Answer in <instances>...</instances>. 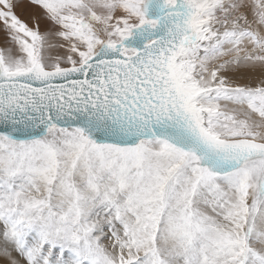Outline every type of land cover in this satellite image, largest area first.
I'll return each mask as SVG.
<instances>
[{
  "label": "snow or ice",
  "instance_id": "snow-or-ice-1",
  "mask_svg": "<svg viewBox=\"0 0 264 264\" xmlns=\"http://www.w3.org/2000/svg\"><path fill=\"white\" fill-rule=\"evenodd\" d=\"M0 264H264V0H0Z\"/></svg>",
  "mask_w": 264,
  "mask_h": 264
},
{
  "label": "rangeland",
  "instance_id": "rangeland-1",
  "mask_svg": "<svg viewBox=\"0 0 264 264\" xmlns=\"http://www.w3.org/2000/svg\"><path fill=\"white\" fill-rule=\"evenodd\" d=\"M17 14L21 16L22 19H27V13L21 9H17Z\"/></svg>",
  "mask_w": 264,
  "mask_h": 264
}]
</instances>
